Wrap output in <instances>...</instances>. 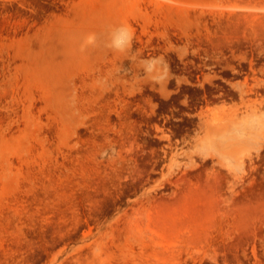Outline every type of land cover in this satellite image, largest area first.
<instances>
[{"label":"rangeland","instance_id":"rangeland-1","mask_svg":"<svg viewBox=\"0 0 264 264\" xmlns=\"http://www.w3.org/2000/svg\"><path fill=\"white\" fill-rule=\"evenodd\" d=\"M219 50L264 0H0V264H261L264 81L178 102Z\"/></svg>","mask_w":264,"mask_h":264},{"label":"flooded vegetation","instance_id":"flooded-vegetation-1","mask_svg":"<svg viewBox=\"0 0 264 264\" xmlns=\"http://www.w3.org/2000/svg\"><path fill=\"white\" fill-rule=\"evenodd\" d=\"M214 52L213 50L210 51ZM222 57H207L200 55L198 56V61L190 69L189 75L193 76L192 82L184 83L183 88L189 89L190 93L185 94V98H180L178 102L183 105L182 101L185 100V104L188 109H196L197 107L205 106L206 103H216V102H229L233 95L235 89H233V84L237 81L242 82L246 80L247 84L255 85L256 81H264V61L259 65L251 67L248 63V60H240L234 65H227L224 61L231 59V52L229 50L221 51L219 50ZM219 61V63L205 64V61ZM208 76L210 80H204V77ZM263 83V82H261ZM256 89L264 91L263 85H255ZM178 89L175 91V93ZM261 91H257L258 94H261ZM183 94V93H182ZM184 95V94H183ZM183 116L195 115V113H190L187 111L181 112ZM157 120H160L161 130H169L167 126H164V123H167V114H157L155 115ZM181 120V118L173 119ZM153 129V124L148 125ZM156 130L155 128L153 129ZM148 131V129H147ZM153 137L158 138L160 135L155 133L151 134ZM178 141V139H175ZM264 264V261L261 263Z\"/></svg>","mask_w":264,"mask_h":264},{"label":"bare ground","instance_id":"bare-ground-1","mask_svg":"<svg viewBox=\"0 0 264 264\" xmlns=\"http://www.w3.org/2000/svg\"><path fill=\"white\" fill-rule=\"evenodd\" d=\"M252 124V123H251ZM253 125V124H252ZM257 127V126H256ZM263 128V127H262ZM256 129V128H255ZM263 131H264V128H263ZM258 132V131H257ZM260 133V132H259ZM260 138V137H259ZM246 141V140H245ZM241 156V155H240ZM245 156V155H244Z\"/></svg>","mask_w":264,"mask_h":264}]
</instances>
